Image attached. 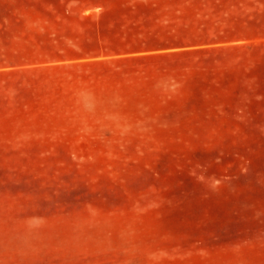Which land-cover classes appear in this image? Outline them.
<instances>
[{
  "label": "rangeland",
  "instance_id": "rangeland-1",
  "mask_svg": "<svg viewBox=\"0 0 264 264\" xmlns=\"http://www.w3.org/2000/svg\"><path fill=\"white\" fill-rule=\"evenodd\" d=\"M0 264H264V0H0Z\"/></svg>",
  "mask_w": 264,
  "mask_h": 264
},
{
  "label": "trees",
  "instance_id": "trees-1",
  "mask_svg": "<svg viewBox=\"0 0 264 264\" xmlns=\"http://www.w3.org/2000/svg\"><path fill=\"white\" fill-rule=\"evenodd\" d=\"M202 34L190 33L187 30H176L174 32H162L160 34H153L151 36L137 39L131 42L122 44V47L128 49L124 54H132L129 57H125L119 60L123 64H131L132 66H138L143 70L148 67V62L155 58H160L159 52L183 50L185 48L199 45L203 40ZM149 53L147 55L133 56V54ZM159 53V54H158ZM187 51L172 52V56L187 54ZM132 71H136V68L132 67Z\"/></svg>",
  "mask_w": 264,
  "mask_h": 264
},
{
  "label": "clouds",
  "instance_id": "clouds-1",
  "mask_svg": "<svg viewBox=\"0 0 264 264\" xmlns=\"http://www.w3.org/2000/svg\"><path fill=\"white\" fill-rule=\"evenodd\" d=\"M157 86L159 88H161V90H163V91H172V90H174V83L172 81V78H170V77L166 78L163 81L158 82ZM90 97H91V93H88L86 91L81 93V98H82V101H83V105H84L86 110L90 108V103H89ZM31 219L40 220L41 222L43 221L42 217H32ZM30 226H39V225H30Z\"/></svg>",
  "mask_w": 264,
  "mask_h": 264
}]
</instances>
